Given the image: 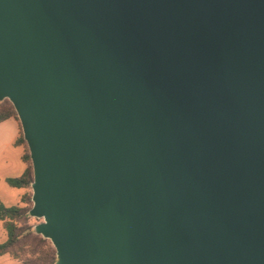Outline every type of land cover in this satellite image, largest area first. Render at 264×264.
I'll return each instance as SVG.
<instances>
[{"label": "water", "instance_id": "1", "mask_svg": "<svg viewBox=\"0 0 264 264\" xmlns=\"http://www.w3.org/2000/svg\"><path fill=\"white\" fill-rule=\"evenodd\" d=\"M54 264H264V0H0V101Z\"/></svg>", "mask_w": 264, "mask_h": 264}, {"label": "trees", "instance_id": "2", "mask_svg": "<svg viewBox=\"0 0 264 264\" xmlns=\"http://www.w3.org/2000/svg\"><path fill=\"white\" fill-rule=\"evenodd\" d=\"M10 118H16L19 121L12 103L9 100L0 101V123ZM14 145L27 146L22 133L17 137ZM22 160L26 164L24 173L19 177L5 179L12 188L26 189L31 187L33 182L29 149L26 154L22 155ZM23 202L24 200H22ZM28 218L29 210L27 211L25 207L19 204L7 207L0 203V222L3 223L7 235L6 240L0 242V256L9 254L14 259L21 261L22 264H54L56 262L55 248L49 240L37 235L34 228L26 224ZM27 249L32 257L20 255V252L24 254Z\"/></svg>", "mask_w": 264, "mask_h": 264}, {"label": "rangeland", "instance_id": "3", "mask_svg": "<svg viewBox=\"0 0 264 264\" xmlns=\"http://www.w3.org/2000/svg\"><path fill=\"white\" fill-rule=\"evenodd\" d=\"M22 133V131H21ZM2 136V140L0 141V153L1 149H4V143L6 142V136ZM28 151L26 145L22 146H10L4 149V153L0 154V203L4 204L5 206H14L19 204L22 207H25L28 210L32 208V189L31 187L26 189H17L12 188L7 184L5 181L6 178H14L19 177L22 175L26 168V164L20 159V156L26 154ZM22 158V157H21ZM29 165V164H28ZM22 200L24 202L22 203ZM42 222V219H36L34 217L29 216L26 224L34 228L35 225ZM0 229L2 233H4L5 238L7 237L6 231L3 227V223L0 222ZM42 237V236H41ZM14 259L11 255L6 254ZM22 257H32L29 255L28 249L25 250L23 254L20 252ZM35 256H33V259ZM19 264H22L21 261L14 259Z\"/></svg>", "mask_w": 264, "mask_h": 264}, {"label": "crops", "instance_id": "4", "mask_svg": "<svg viewBox=\"0 0 264 264\" xmlns=\"http://www.w3.org/2000/svg\"><path fill=\"white\" fill-rule=\"evenodd\" d=\"M20 133H21L20 122L16 118H10L0 123V141L2 140L3 134H5L4 136H6V139H7L6 142L4 143L5 148L14 146V142L17 139V137L20 135ZM4 149H1L0 154L4 153ZM21 157L22 156H20V159H22ZM4 238H5V235L4 233H2L0 229V242L5 241L6 239ZM0 264H19V263L15 261L14 259H12L10 256L5 254V255L0 256Z\"/></svg>", "mask_w": 264, "mask_h": 264}]
</instances>
